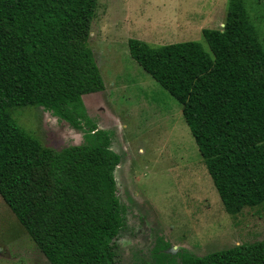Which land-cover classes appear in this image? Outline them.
I'll return each instance as SVG.
<instances>
[{
  "label": "trees",
  "instance_id": "16d2710c",
  "mask_svg": "<svg viewBox=\"0 0 264 264\" xmlns=\"http://www.w3.org/2000/svg\"><path fill=\"white\" fill-rule=\"evenodd\" d=\"M98 0H0V198L48 264H116L125 226L111 135L89 119L82 97L104 90L88 46ZM198 42L150 47L130 57L182 108L225 212L264 205V52L240 0L222 30ZM41 107L84 143L45 147L13 117ZM180 264H264V240ZM162 264V263H157Z\"/></svg>",
  "mask_w": 264,
  "mask_h": 264
},
{
  "label": "rangeland",
  "instance_id": "374dc122",
  "mask_svg": "<svg viewBox=\"0 0 264 264\" xmlns=\"http://www.w3.org/2000/svg\"><path fill=\"white\" fill-rule=\"evenodd\" d=\"M231 0H98L88 46L104 90L82 97L89 119L111 135L121 157L114 177L125 208L116 264H180L178 253L203 257L264 240V205L225 212L182 117V108L130 57V39L150 47L198 42L222 30ZM264 52V0H240ZM14 119L48 148L84 143L41 107ZM0 264H48L0 198Z\"/></svg>",
  "mask_w": 264,
  "mask_h": 264
}]
</instances>
